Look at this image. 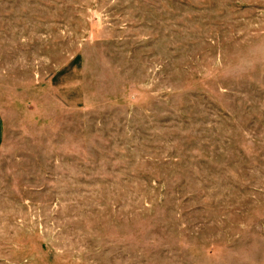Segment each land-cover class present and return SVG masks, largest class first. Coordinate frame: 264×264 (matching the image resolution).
I'll return each mask as SVG.
<instances>
[{
    "label": "rangeland",
    "instance_id": "rangeland-1",
    "mask_svg": "<svg viewBox=\"0 0 264 264\" xmlns=\"http://www.w3.org/2000/svg\"><path fill=\"white\" fill-rule=\"evenodd\" d=\"M0 264H264V0H0Z\"/></svg>",
    "mask_w": 264,
    "mask_h": 264
},
{
    "label": "crops",
    "instance_id": "crops-1",
    "mask_svg": "<svg viewBox=\"0 0 264 264\" xmlns=\"http://www.w3.org/2000/svg\"><path fill=\"white\" fill-rule=\"evenodd\" d=\"M0 145H1V133H0Z\"/></svg>",
    "mask_w": 264,
    "mask_h": 264
}]
</instances>
